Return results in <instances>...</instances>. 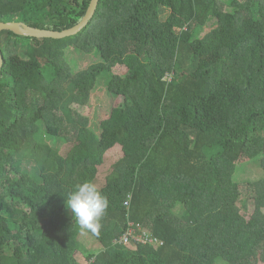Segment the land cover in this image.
Segmentation results:
<instances>
[{"label": "trees", "instance_id": "trees-1", "mask_svg": "<svg viewBox=\"0 0 264 264\" xmlns=\"http://www.w3.org/2000/svg\"><path fill=\"white\" fill-rule=\"evenodd\" d=\"M91 1L0 0V21L64 30ZM70 47L100 60L74 72ZM0 50V264H85L64 195L115 147L86 264H264V175L250 217L237 177L243 157L264 172V0H99L77 34L3 30ZM103 76L120 102L97 131L70 106ZM130 222L163 244L117 242Z\"/></svg>", "mask_w": 264, "mask_h": 264}, {"label": "rangeland", "instance_id": "rangeland-1", "mask_svg": "<svg viewBox=\"0 0 264 264\" xmlns=\"http://www.w3.org/2000/svg\"><path fill=\"white\" fill-rule=\"evenodd\" d=\"M253 1L254 0H242L244 5L247 3L250 4ZM226 8H228L227 5ZM212 28L213 27L210 24L208 26H203V28H200V30L197 32L196 36L200 38L206 37ZM68 54L74 72L87 68L90 64L100 60V57L97 54L81 53L75 49H72L71 47L68 51ZM25 67L30 68L31 65L16 56L12 57L8 63L9 69ZM23 71L24 70H22L19 75L24 74ZM109 79L110 78H106V76H103L99 79V83L94 89L88 104L81 105L78 103H73L70 106V109L75 115L82 114L88 116L91 120V125L97 131L101 119L107 118L110 115L112 108L120 102V97L113 96L107 90V83ZM121 156V150L117 147L109 151V153L106 155L105 163L99 168V174L95 183L97 186H102L105 183L106 177L109 174L112 164ZM237 163V165L239 166L237 177L239 178L242 190V202L240 203V205L242 212L247 217H250L254 210V202L251 198H249L251 196L249 183L263 176L264 172L259 167V160H252L248 157H243ZM26 167L31 172L34 171V167L32 164L27 165ZM68 214L70 217H73V214L69 209ZM98 248L99 244L94 235L85 232V234H82L81 242L79 245V251H81L82 253H77L78 261L85 264L88 263V259H86L88 253L90 251H95Z\"/></svg>", "mask_w": 264, "mask_h": 264}, {"label": "clouds", "instance_id": "clouds-1", "mask_svg": "<svg viewBox=\"0 0 264 264\" xmlns=\"http://www.w3.org/2000/svg\"><path fill=\"white\" fill-rule=\"evenodd\" d=\"M64 197L66 207L73 214L75 224L79 229L99 236L103 227L102 218L109 208L108 197L93 181L77 184Z\"/></svg>", "mask_w": 264, "mask_h": 264}, {"label": "water", "instance_id": "water-1", "mask_svg": "<svg viewBox=\"0 0 264 264\" xmlns=\"http://www.w3.org/2000/svg\"><path fill=\"white\" fill-rule=\"evenodd\" d=\"M99 0H92L84 18L77 24L64 30H52L40 27H33L22 21L5 22L0 21V32L3 30H11L20 35L34 36L38 38L53 37L64 38L67 36L75 35L81 31L93 18L98 6ZM4 61L0 50V69L3 67Z\"/></svg>", "mask_w": 264, "mask_h": 264}, {"label": "built area", "instance_id": "built-area-1", "mask_svg": "<svg viewBox=\"0 0 264 264\" xmlns=\"http://www.w3.org/2000/svg\"><path fill=\"white\" fill-rule=\"evenodd\" d=\"M131 195L125 200V205H130ZM119 243H142L158 246L163 241L154 235L149 229L134 222H130L129 228L116 240Z\"/></svg>", "mask_w": 264, "mask_h": 264}]
</instances>
